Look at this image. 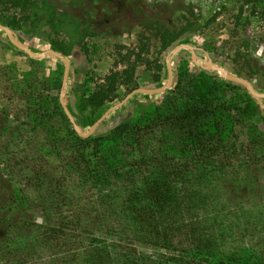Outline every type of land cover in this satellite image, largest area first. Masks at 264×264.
Masks as SVG:
<instances>
[{"label":"trees","instance_id":"trees-1","mask_svg":"<svg viewBox=\"0 0 264 264\" xmlns=\"http://www.w3.org/2000/svg\"><path fill=\"white\" fill-rule=\"evenodd\" d=\"M242 1L264 10V0ZM0 8V24L17 31L29 12L35 18L38 0H0ZM197 28L189 18L180 29L158 21L145 26L163 57L180 44L193 46ZM140 43L138 52L121 56L123 68L99 81L88 77L82 93L88 107L114 103L120 88L127 94L142 88L138 65L153 71L155 88L166 84L159 59L144 60L149 47ZM53 45L70 55L61 43ZM184 60L158 102L86 139L49 92H60V65L49 76L0 67L19 103L8 115L14 129H0V189L17 178L29 191L13 187L15 200L6 199L27 214L12 220L7 212L15 211L0 207L6 215L0 264H264V206L254 189L256 171L264 173V119L250 93L253 102L244 107L226 98L241 86L200 68L192 73ZM50 158L54 170L42 163Z\"/></svg>","mask_w":264,"mask_h":264},{"label":"rangeland","instance_id":"rangeland-1","mask_svg":"<svg viewBox=\"0 0 264 264\" xmlns=\"http://www.w3.org/2000/svg\"><path fill=\"white\" fill-rule=\"evenodd\" d=\"M241 9L243 12L240 14ZM1 10L0 8V12ZM11 13L14 14L15 11L11 10ZM29 16V20L21 29L17 31L10 29L18 40L20 39L26 47L32 48L35 53L52 50L54 43L57 45L61 43L62 47L69 49L70 55L65 56L69 61L70 69L64 103L67 108L69 106L74 110L78 126L83 132H87L99 116L127 94L124 88H120L119 97L114 103L101 109L88 107L82 100L88 77L91 76L95 81H99L110 70L123 68L121 56L130 51L138 52L141 41L148 43L149 47V52L142 55L144 60L159 59L158 62L162 67L161 81L163 84L166 83L167 55L165 57L156 55L157 42L152 38L151 33L145 30V26L154 21L160 22L169 29H180L185 23V18L197 22L198 28L191 38L195 56L187 50L188 55L178 57L180 51L171 59L173 73L180 60L183 62L186 59L187 68L192 73L197 68L204 70L198 62L207 66L211 61L228 74L244 78L252 84L256 92L264 94V10H252V7L243 5L242 0H38L37 15L34 18L33 12H29ZM197 51L200 52V56ZM29 59L32 58L17 49L7 35L0 31V67L15 64L19 72L31 69L47 76L59 65L63 68V63L52 56L39 60L44 61L41 66L31 65ZM204 71L213 74L218 81H227L218 72ZM152 73L153 71H148L144 65H138L136 71L138 85L142 88H155L152 84ZM238 85L241 89L227 91L225 95L227 99L235 98L240 106L244 107L253 101H249L248 90ZM49 92L59 99V91L50 89ZM162 96V93L134 95L106 117L95 131L106 133L121 122L134 119L153 103L158 102ZM18 104L5 77L0 74V129L5 128L8 133L14 129L8 115L13 113ZM253 105L260 118L264 119V99L260 101L255 99ZM259 129L264 132L263 121L259 123ZM8 140L9 136H3L1 139L4 143H8ZM42 163L45 166L49 164L47 169L51 170L57 165L53 158L43 159ZM256 175L259 183L254 189L264 206V173L258 170ZM20 183L19 179L13 178L10 184L7 183L8 186L1 187V208H7L9 205V199L6 200L8 197L12 201L15 200L16 192H13V187L19 191L29 192L27 186ZM27 194L33 197L32 194ZM9 206L10 210H16L12 203ZM22 213L27 214L26 211L19 209L14 213L7 212V217L14 220ZM4 214L5 212L0 211V221L6 216ZM35 216L39 218V212L35 213ZM2 224L0 223V238L4 235Z\"/></svg>","mask_w":264,"mask_h":264},{"label":"water","instance_id":"water-1","mask_svg":"<svg viewBox=\"0 0 264 264\" xmlns=\"http://www.w3.org/2000/svg\"><path fill=\"white\" fill-rule=\"evenodd\" d=\"M0 31H3L9 41L20 51L24 52L26 55H28L30 58L35 59V60H43L47 56H52L58 60H60L63 63V76H62V82H61V89H60V94H59V103L60 106L65 113L71 127L73 130L81 137V138H89L92 136L96 128L104 121L106 117H108L112 112L123 106L128 100H130L134 95L136 94H160L165 92L166 90H169L172 86L173 83V70L171 67V59L177 55L180 51L182 50H188L193 56H195V48L192 47L189 44H180L173 48L169 54L165 58V65H166V71H167V81L166 84L157 88H137L132 91H130L126 96L119 101L118 103L114 104L113 106L109 107L89 128L87 132H83V130L78 126L76 123V120L68 110L67 106L64 103V95H65V87L68 79V74H69V69H70V64L68 59L61 55L60 53L54 51V50H46L41 53H35L33 52L30 48L26 47L22 43L19 42L18 38L16 37L15 33L8 27L4 25H0ZM198 64L204 69L208 71H213V72H218L221 74L223 79L238 83L242 86H244L250 95L255 98L256 100L260 101L261 99H264V94H260L255 91L254 87L252 86L251 83H249L247 80L244 78H241L239 76H234L228 74L223 68L220 66L214 65L211 61H209L207 66H204L198 62Z\"/></svg>","mask_w":264,"mask_h":264}]
</instances>
